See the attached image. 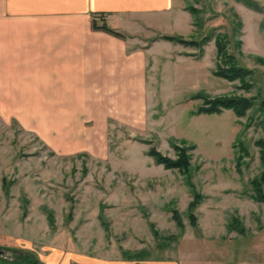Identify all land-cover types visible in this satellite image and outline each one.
I'll return each instance as SVG.
<instances>
[{"label": "rangeland", "instance_id": "374dc122", "mask_svg": "<svg viewBox=\"0 0 264 264\" xmlns=\"http://www.w3.org/2000/svg\"><path fill=\"white\" fill-rule=\"evenodd\" d=\"M196 5L195 30L179 9L148 19L152 28L128 18L119 31L125 39L154 43L145 101L112 105L106 120L73 121L83 135L43 136L40 120L10 119L0 105V264H264V204L251 198L250 186L261 172L254 142L264 137V66L248 52L264 58V9L262 18L243 17L245 42L232 8L221 0ZM212 30L252 71L249 91L213 75L214 40L202 51L151 41L200 40ZM196 93L253 98L254 105L243 118L231 111L191 116L201 104L190 98ZM173 138L195 145L191 182L203 196L195 227L184 176L146 154L154 147L174 158ZM239 143L246 155L238 162ZM237 223L243 233L229 230Z\"/></svg>", "mask_w": 264, "mask_h": 264}, {"label": "crops", "instance_id": "0c3cea01", "mask_svg": "<svg viewBox=\"0 0 264 264\" xmlns=\"http://www.w3.org/2000/svg\"><path fill=\"white\" fill-rule=\"evenodd\" d=\"M190 1L197 8L200 0ZM190 1L0 0V105L14 114L10 119L40 120L43 136L72 138L83 135L73 121L81 125L106 120L112 105L141 104L154 43L146 47L95 30L92 22L119 32L131 18L152 28L148 19L171 18L179 9L187 13L186 23L195 30L185 10ZM221 2L242 20L246 42L243 17L262 18L259 9H264V0ZM260 31L258 25L256 32Z\"/></svg>", "mask_w": 264, "mask_h": 264}, {"label": "trees", "instance_id": "16d2710c", "mask_svg": "<svg viewBox=\"0 0 264 264\" xmlns=\"http://www.w3.org/2000/svg\"><path fill=\"white\" fill-rule=\"evenodd\" d=\"M186 11L190 13V15L194 18L197 15L198 10L193 6H187ZM193 26L200 29L201 25L195 23L193 21ZM93 29L104 31L110 35L124 38L122 34L119 32L109 28L105 23L98 25L94 20L92 22ZM155 40H163L166 42H171L183 47H191L195 48L199 51H202V48L205 44L214 40L215 48H216V67L213 71V75L217 78L224 79L230 83L238 81L240 83L238 89L249 91L251 84L247 82V78L252 75V71L246 69L237 64L235 58L226 53V45H225V36L221 34H215L214 30L209 32L207 35L202 37L200 40H192V39H185L179 35H160L158 39ZM256 61L264 66V59L260 57H256ZM192 100H201V104L197 106L195 111L191 112L190 115L192 116H199V115H219L223 111H231L235 117L243 118L246 115V112L249 111L253 105L254 100L253 98L238 96V95H224V96H216L210 97L203 93H196L190 97ZM264 124V119H263ZM170 146L174 150L175 157L170 158L168 156L162 155L159 151L156 150L154 147H150L147 151V156L150 157L156 165L162 166L165 170H172L179 172L185 178V185L191 190L192 192V200L188 204L187 211H188V221L191 227L196 226V217L193 214V211L201 204L203 200V196L196 192L194 189V185L191 182L192 177V165L190 162L191 154L190 151L195 148V145L189 144L185 140H176L171 139ZM254 146L258 150L259 156V163L261 165V172L258 177L252 179L250 181V186L253 194L251 198L255 201H258L264 204V137L257 139L254 142ZM238 148L237 156L238 162L242 160L243 156L246 155V150L239 143L234 145V149ZM239 167V163H237ZM172 219L177 224L178 227L182 228V224L180 221V217L176 210L172 211ZM229 230H237L239 233H243V228L238 227L237 225L233 226L230 225ZM34 264H38V261H34ZM40 264V263H39Z\"/></svg>", "mask_w": 264, "mask_h": 264}]
</instances>
